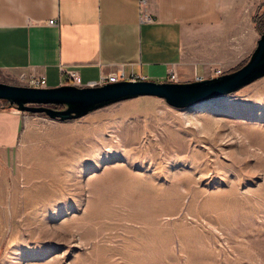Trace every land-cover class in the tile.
I'll return each instance as SVG.
<instances>
[{
	"label": "rangeland",
	"instance_id": "obj_1",
	"mask_svg": "<svg viewBox=\"0 0 264 264\" xmlns=\"http://www.w3.org/2000/svg\"><path fill=\"white\" fill-rule=\"evenodd\" d=\"M255 4L252 49L224 74L264 30ZM27 114L70 142L18 149L0 183V264H264V77L185 109L138 97L60 127Z\"/></svg>",
	"mask_w": 264,
	"mask_h": 264
},
{
	"label": "crops",
	"instance_id": "obj_2",
	"mask_svg": "<svg viewBox=\"0 0 264 264\" xmlns=\"http://www.w3.org/2000/svg\"><path fill=\"white\" fill-rule=\"evenodd\" d=\"M139 2L0 0V73L14 76L7 81L16 86L44 77L46 88L85 87L120 70L145 81L168 82L172 73L173 82H192L235 67L256 39L250 14L256 0H144L142 7ZM241 33L243 51L237 54L229 39ZM38 119L0 109V183L16 173L23 142H70L38 132ZM49 121L55 127L67 123Z\"/></svg>",
	"mask_w": 264,
	"mask_h": 264
},
{
	"label": "water",
	"instance_id": "obj_3",
	"mask_svg": "<svg viewBox=\"0 0 264 264\" xmlns=\"http://www.w3.org/2000/svg\"><path fill=\"white\" fill-rule=\"evenodd\" d=\"M263 77L264 30L246 64L217 77L184 83L122 81L101 87L63 85L39 89L0 83V101L20 112L43 114L53 121L68 122L81 119L109 105L138 97L158 98L172 108L185 109L231 95Z\"/></svg>",
	"mask_w": 264,
	"mask_h": 264
},
{
	"label": "built area",
	"instance_id": "obj_4",
	"mask_svg": "<svg viewBox=\"0 0 264 264\" xmlns=\"http://www.w3.org/2000/svg\"><path fill=\"white\" fill-rule=\"evenodd\" d=\"M140 6L144 4V0H140ZM146 21L150 22L151 18L146 16ZM48 25H55L54 21H49ZM66 75L68 79L74 81L75 80V73L68 71L66 72ZM214 77L223 75V72L220 69L214 70ZM168 82H173L175 80L174 74L170 73L167 78ZM122 81H129V82H136V81H145L144 78L142 77H136L134 75H130L129 77H126L123 73V71H118V72H113L107 75H101L99 79L95 82L89 83L85 87H101L106 84H113V83H118ZM27 87L30 88H46V81L44 77H30L28 82H27Z\"/></svg>",
	"mask_w": 264,
	"mask_h": 264
},
{
	"label": "trees",
	"instance_id": "obj_5",
	"mask_svg": "<svg viewBox=\"0 0 264 264\" xmlns=\"http://www.w3.org/2000/svg\"><path fill=\"white\" fill-rule=\"evenodd\" d=\"M247 61H248V60L243 61L242 64H240V65H239L238 67H236L235 69H232V70L228 71L227 73H230V72H232V71H235V70L239 69L240 67H242L243 65H245ZM41 115L43 116V114H41Z\"/></svg>",
	"mask_w": 264,
	"mask_h": 264
},
{
	"label": "flooded vegetation",
	"instance_id": "obj_6",
	"mask_svg": "<svg viewBox=\"0 0 264 264\" xmlns=\"http://www.w3.org/2000/svg\"><path fill=\"white\" fill-rule=\"evenodd\" d=\"M52 108H55V109H62V107H56V106H52Z\"/></svg>",
	"mask_w": 264,
	"mask_h": 264
}]
</instances>
